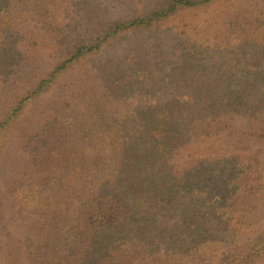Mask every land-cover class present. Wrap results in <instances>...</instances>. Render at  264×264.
Segmentation results:
<instances>
[{"label": "trees", "instance_id": "trees-1", "mask_svg": "<svg viewBox=\"0 0 264 264\" xmlns=\"http://www.w3.org/2000/svg\"><path fill=\"white\" fill-rule=\"evenodd\" d=\"M0 264H264V0H0Z\"/></svg>", "mask_w": 264, "mask_h": 264}]
</instances>
